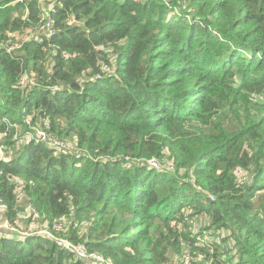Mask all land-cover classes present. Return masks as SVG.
Wrapping results in <instances>:
<instances>
[{"label":"trees","instance_id":"1","mask_svg":"<svg viewBox=\"0 0 264 264\" xmlns=\"http://www.w3.org/2000/svg\"><path fill=\"white\" fill-rule=\"evenodd\" d=\"M42 13L0 0L1 219L111 264H264V0H59L50 37ZM39 118L64 149L24 141ZM37 229L0 227V264H88Z\"/></svg>","mask_w":264,"mask_h":264},{"label":"built area","instance_id":"2","mask_svg":"<svg viewBox=\"0 0 264 264\" xmlns=\"http://www.w3.org/2000/svg\"><path fill=\"white\" fill-rule=\"evenodd\" d=\"M19 1H22V0H19ZM39 1L42 2V8H43L42 17L44 19V23L41 24L39 28L45 31V35L47 37H50L55 32L52 29V24H53L52 21L47 17V12L50 11L53 8V5L59 0H39ZM31 37H32V34H28V35H25L24 38H22V40L25 41ZM32 38H36V40L42 41V37L40 35H34V37ZM19 46L20 44H17L15 46H7L6 49L10 51L12 48L19 47ZM107 68L108 67L106 66L105 70ZM28 81L32 83V80L28 79ZM20 82L22 84L27 82L26 74L22 76ZM26 122L30 123V120L26 119ZM49 129H50L49 121L46 119L44 120L42 118H39V125L33 127L32 131H28L27 133H25L24 141L28 142L34 139L35 141L45 142L56 150L64 149L66 147L65 143L62 140L54 137L53 134L49 131ZM1 136L2 135L0 133V137ZM0 155H2L1 148H0ZM114 156L117 157V155H114ZM146 164L149 165V167H153L157 169L159 168V164L154 159L148 160ZM26 208L28 209L29 212L33 213L35 217L37 216V214L29 206H27ZM2 222H5V221H2ZM5 223L6 225L0 226V227L9 228L13 230V228L7 222ZM64 227H65V219L63 218L56 219L52 225V229L54 231H63ZM35 233H39V234L42 233V234L52 237L57 244L61 245L65 249L72 251L75 257L83 259L84 261L88 262V264H94V263L111 264V262L106 261L99 254L88 253L86 249L83 248L81 245H75L62 237L55 236L54 234H52V232H50L49 230L45 228L37 229ZM188 259L190 260L189 256L187 254L184 255L182 258L183 263L185 262V260H188Z\"/></svg>","mask_w":264,"mask_h":264},{"label":"rangeland","instance_id":"3","mask_svg":"<svg viewBox=\"0 0 264 264\" xmlns=\"http://www.w3.org/2000/svg\"><path fill=\"white\" fill-rule=\"evenodd\" d=\"M17 35L19 36H22V38H24L25 35H20L18 32H17ZM28 35V34H26ZM106 66H101L102 69H105ZM1 139V138H0ZM113 158L115 159H120L121 156L120 155H117V157L113 156ZM163 167V166H162ZM169 167V168H168ZM164 168H168V169H172L173 166L172 165H169V166H166ZM237 177L239 179L240 182L244 181L246 179V175L244 173L243 170H239L237 171ZM3 214V210L2 208H0V226H3V225H6L5 222H2V221H5L3 219H1V216ZM21 214V221L19 222V229H16L15 227L13 228L14 230V234H17V235H22V233H26V231H31L33 229H37V224L36 223H30L29 222V227L30 229H25L23 230V226L25 225V223H27V218H28V215L30 214V212L28 211V209L26 207L23 208V212L20 213ZM67 224V221H65V226ZM207 225V221H205L204 223V226ZM200 228V219L199 217H194V218H191V228L193 229L192 231H195L194 228L195 227H198ZM229 234V231L225 228H211V229H208L206 230L205 232H203V235L200 236L201 237V241L203 242H208V243H212V242H215V243H220L221 241V237L225 236V235H228ZM233 239L232 235L230 236V241L228 243H224V245L222 246V256L225 257V251L227 250L228 247H231L233 246V241L231 240ZM83 247V245H81ZM84 248V247H83ZM188 255V253H185L184 255ZM183 255V256H184ZM175 258V260L173 259L171 262L169 261L168 264H192V258L189 256L190 260H185V262L183 263L182 261V258ZM203 256H198L194 261L197 262V261H200ZM190 261V263H189ZM209 263V261L207 262Z\"/></svg>","mask_w":264,"mask_h":264}]
</instances>
